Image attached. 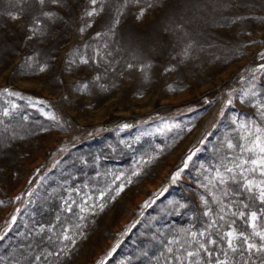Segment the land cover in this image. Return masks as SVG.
<instances>
[{
    "label": "rangeland",
    "instance_id": "rangeland-1",
    "mask_svg": "<svg viewBox=\"0 0 264 264\" xmlns=\"http://www.w3.org/2000/svg\"><path fill=\"white\" fill-rule=\"evenodd\" d=\"M0 264H264V0H0Z\"/></svg>",
    "mask_w": 264,
    "mask_h": 264
}]
</instances>
